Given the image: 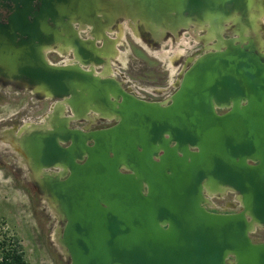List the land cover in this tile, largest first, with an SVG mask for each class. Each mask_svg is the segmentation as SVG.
Here are the masks:
<instances>
[{
  "label": "water",
  "instance_id": "1",
  "mask_svg": "<svg viewBox=\"0 0 264 264\" xmlns=\"http://www.w3.org/2000/svg\"><path fill=\"white\" fill-rule=\"evenodd\" d=\"M7 1L0 78L56 100L12 150L56 217L66 264H264L251 236L264 228V0ZM120 22L204 44L166 99L94 70L119 55ZM52 49L75 61L51 62ZM228 193L238 209L213 211Z\"/></svg>",
  "mask_w": 264,
  "mask_h": 264
},
{
  "label": "rangeland",
  "instance_id": "2",
  "mask_svg": "<svg viewBox=\"0 0 264 264\" xmlns=\"http://www.w3.org/2000/svg\"><path fill=\"white\" fill-rule=\"evenodd\" d=\"M114 32L117 33V30L115 29ZM195 41L193 35L183 31L178 40L169 37L160 42L157 50L166 51L173 57L177 51H181L180 60L172 63L170 80L174 81L178 77V72L183 69L184 65L181 68V64L185 55L193 52L198 46ZM140 44L131 30L122 25V37L117 46L120 53L115 58L121 64L117 65L116 61L113 65L126 73L132 64V56L141 57L148 62L151 59L152 62L149 63L157 65L159 61L152 57L149 59L148 55L140 50ZM142 46L149 51L150 47ZM127 75L130 74L127 72ZM173 87L175 88L174 84ZM40 105L41 103L28 89L0 83V119L3 118V122L12 119L11 122L16 123L14 125L6 123L5 126L12 125L15 130L18 129L20 122L14 117L22 111H24V120L27 121L35 120L49 112L47 106L38 110ZM1 150L4 149L0 148ZM12 152H0V238L4 234L16 236L29 264H66L54 243L56 217L30 182L25 165L20 164V159ZM229 200H233V196L226 194L214 200L215 206L219 210H226L228 208L226 203ZM251 236L255 240H263L264 231L259 233L255 231Z\"/></svg>",
  "mask_w": 264,
  "mask_h": 264
},
{
  "label": "flooded vegetation",
  "instance_id": "3",
  "mask_svg": "<svg viewBox=\"0 0 264 264\" xmlns=\"http://www.w3.org/2000/svg\"><path fill=\"white\" fill-rule=\"evenodd\" d=\"M37 0H35L36 2ZM11 6V2L7 1V0H0V23H6L7 22V17L8 15L11 13L10 11V7ZM122 23L123 26H126L125 23ZM76 28H78L77 25H75ZM127 27V26H126ZM129 28V27H128ZM117 30L116 26L114 28H112V30L110 32H108L109 36L115 37L116 33L114 32V30ZM130 29V28H129ZM131 32L134 34V36L136 37L137 41L140 42V50H143L149 57V59L152 57L153 59H156L159 61V63L157 65H151L152 62L151 59L149 60V62L141 57H137V56H132V64H130V67L127 69L126 73H123L121 70H119L117 67H115L113 64L114 62L117 61V59H114L112 61H110V68L104 70V66L103 65H93L94 66V70L97 73H102L107 71L110 75L115 76L116 79L120 80L122 82V87L128 91L129 93H131L132 95L146 100V101H162L164 99H166L173 91H174V87L173 84L175 83L176 79L174 81L170 80V75H171V70H172V63H177L180 58H181V51H177L174 55V57L171 54H168L166 51L162 52L161 50H157V47H159L160 42L154 40L152 37L147 36L146 33H144L143 31H140V29H137L135 31H133L132 29H130ZM88 29L86 30H80V36L81 37H86L88 35ZM118 31V30H117ZM183 31H188L185 29H182L178 32L177 36H174L171 33H167L164 39L167 38H172L174 40H178L180 39V34ZM189 35H192L193 32H189ZM195 43L198 45L195 50L193 52H191L188 55H185V57L182 60V64H181V68L182 66L185 64L186 59L189 56H193L196 54H199L201 52V50L204 48V44L202 42H196ZM99 44V42L97 43ZM142 45H146L149 48L150 53H148L149 51ZM118 46V44H117ZM47 56L48 59L53 62V63H59V64H66V63H70L75 61L74 57H73V53L71 50H68L67 53L65 54H61L60 52L56 51L55 49L49 50L47 52ZM118 64L120 65L121 62L117 61ZM89 66H85L84 68H88ZM180 70V69H179ZM127 72L130 75H127ZM180 72H178L179 74ZM177 74V76H178ZM0 83L5 85V84H9L12 87H16V88H20L24 86V83L22 82H15V83H11L7 80H4L2 78H0ZM32 95L41 103L40 106H38V110L43 109L45 106H47V110L50 111V109L52 108V106L55 103V99L50 98V97H45V98H41L39 97L38 94L33 93L30 89H28ZM66 114H69V111H66ZM47 115V113H45L43 116L41 117H37L35 120H24V111H22L21 113L17 114L16 117H14L15 119H17L20 122V126H24V124H37V123H42L44 121L45 116ZM12 119H9L7 121L3 122V118L0 119V141L2 140V135L3 134H7L8 136H10V134L12 132H16L17 129H14V126H5V124H16V123H12L11 122ZM88 123V121H81V120H72L70 122V126L71 127H78V128H83L84 125H86ZM114 121L113 120H108V119H96L94 121V123L91 124L90 128H99V127H106L109 126L111 124H113ZM0 148H3L4 150H1V153H9L12 152L13 150L3 144L0 145ZM12 150V151H11ZM12 153H15V155L20 159V164L22 163V158L20 156H18L17 152L14 151ZM1 156V155H0ZM1 158V157H0ZM1 160V159H0ZM23 164V163H22ZM231 194L233 196V200H229L226 205H227V209L226 210H219L216 206H215V202L214 200L220 197H214V199H212V203L214 205V208L212 209L213 211H221V212H226V211H235L238 209V204L237 202L234 200V195L232 193H228ZM237 206V207H236ZM260 231H264V228L262 229H258ZM256 230V232H260Z\"/></svg>",
  "mask_w": 264,
  "mask_h": 264
},
{
  "label": "trees",
  "instance_id": "4",
  "mask_svg": "<svg viewBox=\"0 0 264 264\" xmlns=\"http://www.w3.org/2000/svg\"><path fill=\"white\" fill-rule=\"evenodd\" d=\"M0 264H29L16 236L4 234L0 238Z\"/></svg>",
  "mask_w": 264,
  "mask_h": 264
},
{
  "label": "bare ground",
  "instance_id": "5",
  "mask_svg": "<svg viewBox=\"0 0 264 264\" xmlns=\"http://www.w3.org/2000/svg\"><path fill=\"white\" fill-rule=\"evenodd\" d=\"M80 34V33H79ZM26 125V124H25ZM15 133L14 132H12L11 134H10V136H8L7 134H3L2 135V140L0 141V145L1 144H3V145H5V146H7V147H9V148H11L12 149V143H11V140H12V137H13V135H14ZM221 198V197H220Z\"/></svg>",
  "mask_w": 264,
  "mask_h": 264
}]
</instances>
